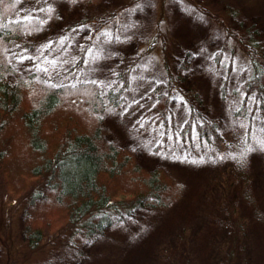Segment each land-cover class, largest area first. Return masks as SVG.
I'll return each mask as SVG.
<instances>
[{
  "label": "rangeland",
  "instance_id": "374dc122",
  "mask_svg": "<svg viewBox=\"0 0 264 264\" xmlns=\"http://www.w3.org/2000/svg\"><path fill=\"white\" fill-rule=\"evenodd\" d=\"M15 2L10 21L24 22L25 37L7 51L10 79L35 74L56 89L93 82L105 96L123 89L119 106L106 101L103 112L88 106L90 113L139 165L166 170L185 188L170 206L138 210L101 237L77 241L68 227L42 219L38 227L59 244L24 264H264V114L243 88L253 47L244 50L236 38L240 32L250 43L245 32L254 28L263 44L264 0ZM165 64L174 79L163 89L171 93L167 125L152 111L156 89L167 83ZM188 121L193 130L183 138ZM205 122L216 124V135L198 137L195 126ZM226 168L232 185L221 178ZM0 205V264H10L23 251L19 208Z\"/></svg>",
  "mask_w": 264,
  "mask_h": 264
},
{
  "label": "trees",
  "instance_id": "16d2710c",
  "mask_svg": "<svg viewBox=\"0 0 264 264\" xmlns=\"http://www.w3.org/2000/svg\"><path fill=\"white\" fill-rule=\"evenodd\" d=\"M14 9L15 0H0V202L7 207L15 202L19 208L17 232L23 251L8 259L10 264H24L46 246L59 244L38 227L42 219L48 227H68L77 241L81 236L101 237L115 222L134 217L138 210L170 206L185 188L166 170L148 171L139 165L130 151L107 139L103 119L90 113L88 106L103 112L106 101L119 106L123 89H111L105 96L93 82L56 89L38 80L35 74L15 82L10 79L15 71L7 51L25 37L24 22L10 21ZM225 29L234 36L231 26L226 25ZM245 34L250 38L248 44L240 39V32L236 37L244 50L246 46L253 47L245 53L251 70L243 88L248 95H254L264 114V42L260 44L259 32L254 28ZM220 56L221 53L217 58ZM183 65L187 67L186 63ZM164 66L167 83L156 89L152 111L158 123L167 125L171 93L163 89L169 88L174 79L168 64ZM121 76L127 86L129 72ZM192 101L199 102L197 95ZM136 107L135 104L131 109ZM244 108L245 104L242 112ZM193 125L188 121L180 135L184 138L191 134ZM215 125L205 122L195 126L198 137L216 135ZM228 173L226 168L221 178L232 185L235 178ZM49 211L55 214L53 218L47 215ZM11 218L2 220L8 225ZM240 222L244 226L245 221Z\"/></svg>",
  "mask_w": 264,
  "mask_h": 264
}]
</instances>
